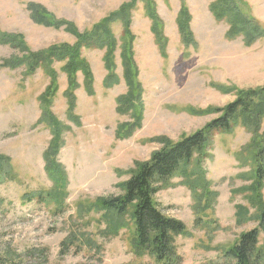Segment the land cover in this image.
I'll return each mask as SVG.
<instances>
[{"label":"rangeland","instance_id":"obj_1","mask_svg":"<svg viewBox=\"0 0 264 264\" xmlns=\"http://www.w3.org/2000/svg\"><path fill=\"white\" fill-rule=\"evenodd\" d=\"M148 1L0 0V33L23 41L19 48L0 44V264H162L136 249L131 218L126 216L128 225L115 231L124 219L103 217L94 206L96 199L122 196L123 184L155 152L206 127L222 117L230 103L264 87V38L251 45L243 36L228 38L230 18H218L213 11L226 0ZM240 1L248 4L242 7L245 13L264 25V0ZM31 3L62 21L60 27L36 23ZM149 4L158 16L166 54L151 30ZM182 10L191 31L189 43L177 24ZM116 13L123 21L114 17L109 26L121 82L106 88L105 50L82 46L94 94L88 93L79 71L71 109L65 62H56L58 89L48 98L50 115L59 121L55 133L53 125L40 120V98L51 78L41 67L31 75L24 66L6 65L16 57L75 46L78 35L67 22L87 34ZM125 54L137 66L142 110L138 108V127L122 135L118 125L136 120L116 111L117 98L128 93ZM261 115L255 128L238 118L231 130L216 132L205 152L192 161L197 174L191 179L202 175L216 194L209 220L197 224L193 184L181 177L156 195L163 213L186 225V231L174 237L177 256L171 264H222L227 248L257 225L245 187L256 180L254 156L264 161V112ZM257 135L262 151L253 150ZM57 145L54 157L64 168L49 172L44 154ZM239 206L246 209L241 215ZM244 217L247 220L240 222ZM260 242L264 246V232Z\"/></svg>","mask_w":264,"mask_h":264},{"label":"trees","instance_id":"obj_2","mask_svg":"<svg viewBox=\"0 0 264 264\" xmlns=\"http://www.w3.org/2000/svg\"><path fill=\"white\" fill-rule=\"evenodd\" d=\"M144 1L147 3L148 0ZM247 5L246 2L244 3L240 0L233 3L226 0L225 5H218V7L213 8V11L218 18H230L231 28L227 35L228 38L234 39L237 36H243L245 44L251 45L257 39L264 38V25L259 23L252 13L249 15L245 13L242 7ZM28 8L31 11L32 19L36 23L55 28L60 27L62 21L54 18L42 5L31 3ZM155 13L152 4H149L147 6V15L152 20L151 30L157 37L156 43L159 45L162 54H166V46L162 39L158 16ZM181 14L179 17L181 19L177 21L178 28L183 41L189 43L191 31L185 21L186 10H182ZM114 17H117V21H123L122 14L116 13L112 15L111 19L102 22V24L94 27L87 34H81L74 29L72 23L67 22V28L78 35V42L75 46L53 47L41 53L16 57L6 65L12 68L24 66L27 74L31 75L41 67L46 75L51 78L48 92L40 98L42 112H44L40 120L42 123H46L47 126L53 125L55 133H57L59 121H56L50 115V101L48 98L50 95H54L58 89V72L53 68L56 62H65L62 68L68 77L69 87L66 96L71 109L75 107L72 105V98L75 97L74 91L78 86L77 73L79 71L83 73L88 93L94 94L93 73L87 60L82 56V46L105 50L103 57L104 66L109 72L104 79L106 88H111L121 82V79L116 74L117 66L113 54L116 42L110 34L111 29L109 26L112 20L115 19ZM124 24H126V29H128L129 23ZM0 44H8L19 48L23 46V41L16 36L0 33ZM122 60L125 64L123 80L128 87V93L117 98L116 111L122 116L128 115L131 119H136L131 124L130 122H124L118 125V133L123 135L125 129L131 132L132 128L138 127V122L140 121L138 108L140 107L142 110V107L138 101L140 83L137 81V66H135L133 59L130 60L126 54L123 55ZM263 97L264 87L253 91L249 96L240 97L224 109L222 117L155 152L150 160L140 165L138 170L123 184L124 194L122 196L96 199L94 203L96 211L101 212L105 218L108 216L115 220L124 219L123 223L119 224L118 229L115 231L128 225L126 216L131 218L133 222L132 228L134 229L132 242L136 249H143L153 254L157 261L163 262L162 264H171L170 262L177 256V254L173 253L175 248L174 237L183 234L186 231V225L181 220L165 215L156 201V195L163 188L171 185L173 178L181 177L186 183L191 182L193 184L191 191L196 202L194 211L197 224H201L205 219H208L207 213L213 211L212 207L215 203L216 194L210 191V186L205 180H202V175H197L198 178L191 179L192 174H197L193 171L196 169L192 168V161L209 146L216 132L221 133L231 130L238 118H242L243 125L250 127V129L257 127L260 118H262L261 114L264 112ZM256 137L254 140V151L260 150L262 144V141L258 142L259 136L257 135ZM260 138L264 139V137ZM51 147L44 154L45 161H47L46 170L53 172L54 169L60 168L61 171V168L64 167L57 163L54 157L60 145ZM255 156L257 159H255ZM255 156L256 180L251 185L246 186L245 190H247L248 198L256 210L251 216H254V219L257 220V225L251 230L242 232L237 240L227 248L222 264H264V246L260 245V235L264 232V195L262 194L264 182L262 164L264 161L261 157ZM198 168L200 169V166ZM3 172L7 174L4 170ZM201 181L203 186L195 185ZM238 209L240 215L242 210L246 211L242 206H239ZM239 220L240 222L246 221L247 217L239 218Z\"/></svg>","mask_w":264,"mask_h":264}]
</instances>
